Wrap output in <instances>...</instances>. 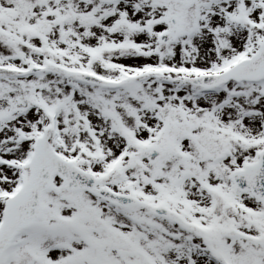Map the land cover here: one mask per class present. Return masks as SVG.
<instances>
[{
	"label": "snow or ice",
	"instance_id": "obj_1",
	"mask_svg": "<svg viewBox=\"0 0 264 264\" xmlns=\"http://www.w3.org/2000/svg\"><path fill=\"white\" fill-rule=\"evenodd\" d=\"M0 264H264V0H0Z\"/></svg>",
	"mask_w": 264,
	"mask_h": 264
}]
</instances>
